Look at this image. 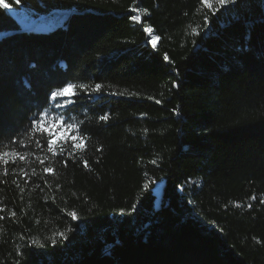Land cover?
I'll return each instance as SVG.
<instances>
[{"label":"trees","instance_id":"obj_1","mask_svg":"<svg viewBox=\"0 0 264 264\" xmlns=\"http://www.w3.org/2000/svg\"><path fill=\"white\" fill-rule=\"evenodd\" d=\"M2 2L0 151L26 160L0 161V264H264V0ZM42 110L86 151L39 148Z\"/></svg>","mask_w":264,"mask_h":264},{"label":"snow or ice","instance_id":"obj_2","mask_svg":"<svg viewBox=\"0 0 264 264\" xmlns=\"http://www.w3.org/2000/svg\"><path fill=\"white\" fill-rule=\"evenodd\" d=\"M205 3H207V0H204ZM236 0H217V3L220 7H223L226 4L229 3H235ZM15 4H19L20 0H14ZM0 7H3L5 9H8L10 7L9 4L3 3L2 0H0ZM209 7L211 5L209 4ZM133 11H140L139 8L134 9ZM147 11V10H144ZM131 20L134 22L141 21L140 15H132ZM145 31L149 34H152L151 39L155 41L160 40V35L153 34V29L151 27L146 28ZM154 48L156 47V44L153 43L152 45ZM164 59L168 60L167 54L164 55ZM74 85L69 84L66 88H61L58 92L52 93V97L55 100L57 96L63 97L64 94L68 91L69 88H73ZM80 89H83L85 91L88 90V85L81 84ZM102 90L101 84H96L95 87L92 89L93 92H100ZM114 95L117 93H113ZM120 95H123V93H119ZM151 98V97H150ZM73 102L71 100L63 101L60 100L56 101V107L65 108L69 107ZM156 103H161L160 100H157ZM101 120L107 121L109 119L108 115H104L100 117ZM31 134L35 136H39L41 139H36L34 142L37 144L39 148H44L46 146L47 152L50 153L52 156H56L58 154H66L68 156H73L77 150H80L81 152L86 151V141L88 137L86 136V130L82 127L81 123H73L70 121V119H65L64 115L59 116H51V113L49 111H41L40 114H38L31 122ZM71 149V151H68V149ZM99 150V149H97ZM16 157L20 161L26 160L25 155H21L19 152H12V151H0V161H2L5 165L9 163V160L6 159L7 157ZM39 160V157H37ZM40 163H44V161H40ZM66 163V162H65ZM84 165L87 167L88 162L87 160L83 161ZM152 163H156L155 160L152 161ZM23 172V169H21ZM35 171V170H33ZM45 172H52L53 169L51 167H46L44 169ZM5 175L7 174V168L4 169ZM26 175V173H25ZM253 200L256 199L255 195L252 197ZM261 203L264 204V199L261 200ZM248 207H251V204L248 205ZM0 211H3V209H0ZM69 215L72 216L73 219L77 218V215L75 212L69 213ZM11 216L15 217L16 212H11ZM4 219L3 216H0V220Z\"/></svg>","mask_w":264,"mask_h":264},{"label":"rangeland","instance_id":"obj_3","mask_svg":"<svg viewBox=\"0 0 264 264\" xmlns=\"http://www.w3.org/2000/svg\"><path fill=\"white\" fill-rule=\"evenodd\" d=\"M209 4L211 5V7H209ZM204 6L206 8V13L207 14H210V12H211V13H214L215 15H217L223 9H227L228 7H230L231 3L226 4L223 7H220L218 5V3H217V0H207V3L204 2ZM135 15H140V12H138V11L135 12ZM62 22H63V17H59V18L55 19V18H53L51 16V17H49V18H47L45 20V22H44L45 25L44 26H42V24H37V25H35V27H36L37 30H49V29H52V28H54V27H56L58 25H61ZM33 26H34L33 23H29L27 25V27H30V28H32ZM153 34H155V33L153 32ZM151 36H152V34H149L150 43L152 45H153V43H155L156 46H157L159 41L152 40ZM73 93H74V89L69 88L68 91L64 95L71 96ZM165 184H166L165 179L158 180L154 184L153 193H154V195L156 197V200H155L156 208H159L160 205H161V200H162V197H163ZM182 190L183 189L181 188V191Z\"/></svg>","mask_w":264,"mask_h":264},{"label":"water","instance_id":"obj_4","mask_svg":"<svg viewBox=\"0 0 264 264\" xmlns=\"http://www.w3.org/2000/svg\"><path fill=\"white\" fill-rule=\"evenodd\" d=\"M141 20H142V17H141ZM148 36H149V33H148Z\"/></svg>","mask_w":264,"mask_h":264}]
</instances>
